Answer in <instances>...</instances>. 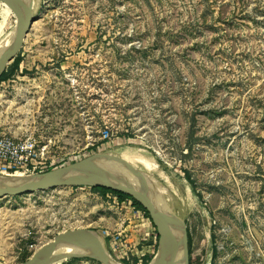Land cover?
Masks as SVG:
<instances>
[{"label": "rangeland", "instance_id": "374dc122", "mask_svg": "<svg viewBox=\"0 0 264 264\" xmlns=\"http://www.w3.org/2000/svg\"><path fill=\"white\" fill-rule=\"evenodd\" d=\"M29 4L20 71L0 81V135L46 147L45 172L112 169L95 154L144 149L157 165L142 173L152 193L163 187L188 207L178 215L188 264H264V0ZM5 9L0 1V24ZM4 23L0 55L15 36L12 11ZM136 172L125 174L138 184ZM123 200L86 186L0 197V264H25L65 230H123ZM89 254L59 264H103Z\"/></svg>", "mask_w": 264, "mask_h": 264}, {"label": "water", "instance_id": "95a60500", "mask_svg": "<svg viewBox=\"0 0 264 264\" xmlns=\"http://www.w3.org/2000/svg\"><path fill=\"white\" fill-rule=\"evenodd\" d=\"M11 8L14 13L17 25L13 42L6 51L0 55V74L12 63L15 57L23 47L25 38L27 37L34 17H31L29 3L26 0H0ZM96 158L108 161L112 169L102 167L101 164H93L90 161L85 162L88 174L78 175L75 168H60L45 173L23 175L14 180L12 178L0 176V197L23 195L34 193L56 187H105L115 191L122 192L131 196L139 202L150 214V217L157 228L159 235V249L157 254L146 264H168L174 251L180 248L183 250V264L189 263V244L188 234L184 231L186 224L178 217L173 215L165 205L158 202L152 195L147 178L138 171L134 173L140 179L138 184L132 180V177L126 175L125 172L131 171L133 168L118 164L104 156L101 153L95 154ZM107 164V165H108ZM71 170V171H70ZM118 171L123 178L112 175L107 176L99 174V171ZM126 176V177H125ZM131 177V178H130ZM127 178V180L125 179ZM183 230V233L181 230ZM70 238H77L86 241L93 254L97 256L103 264H115L111 257L108 243L104 235L94 228L78 227L65 230L58 233L54 239L36 252L25 264H48L53 258L56 248Z\"/></svg>", "mask_w": 264, "mask_h": 264}, {"label": "built area", "instance_id": "2783aa9c", "mask_svg": "<svg viewBox=\"0 0 264 264\" xmlns=\"http://www.w3.org/2000/svg\"><path fill=\"white\" fill-rule=\"evenodd\" d=\"M102 137L109 140L113 137V133L106 128L102 132ZM45 149L46 147H40L32 137L0 135V173L7 175L44 173L53 165L52 163L47 164ZM108 193L118 200V195ZM126 203L131 207L134 206L129 198H126ZM102 234L107 240L111 257L115 262L128 264L129 261L136 260L137 264H143L145 257L153 253L146 246H141L140 241H128L126 234L121 231L106 230Z\"/></svg>", "mask_w": 264, "mask_h": 264}, {"label": "bare ground", "instance_id": "6f19581e", "mask_svg": "<svg viewBox=\"0 0 264 264\" xmlns=\"http://www.w3.org/2000/svg\"><path fill=\"white\" fill-rule=\"evenodd\" d=\"M26 1L28 3H31V4L36 2V0H32V1L31 0H26ZM4 5H5L6 9H5V12H4V15H3L4 16V20L1 21V24H0V42L5 37L4 30H3V26L5 24L4 21H5L6 17H7V15L12 11L11 8H9L8 5H6L5 3H4ZM105 155L110 157L109 158L110 160H112L114 162H117L118 164H122V165H124L126 167L135 168V169H137L138 171H140L142 173L143 172L153 171V170H155V168L157 166L156 163L153 162L149 158V156L145 153V150L141 149V148H125V149H123L121 151L107 150V151H105ZM17 175L18 174L16 173V174L8 175L7 177L16 180L15 176H17ZM148 185H150V184H148ZM158 188H157L158 191L156 190V193H152V191H151L152 195L155 197V199H157L158 202H160L163 205H165L168 210H170V211L172 210L176 214L175 215L176 217H178V215H180L181 212H185V214H186V211L188 209L187 205H184V204L182 205L180 203L179 204L178 203L171 204L170 203V198L167 196L166 190L163 187H160V186ZM187 188H188L187 191L189 192V195L192 196V194H191L192 190L189 189L188 185H187ZM157 196H160L161 200L159 198H157ZM192 197H193V200H194L195 197L194 196H192ZM178 218L181 219L180 217H178ZM88 247H89V245L86 244V241H84V240L77 239V238L67 239L66 241L61 243L56 248L55 253L53 255V258L50 260V262L48 264H59V261L61 259L65 258V257H68L69 255L87 252L89 250V248H90V247L89 248ZM76 252H79V253H76ZM114 263L115 264H122V263H119V262H114ZM168 264H183V252L181 251V249H179V250L177 249L176 251H174L173 255H171V258H170V261H169Z\"/></svg>", "mask_w": 264, "mask_h": 264}, {"label": "crops", "instance_id": "0c3cea01", "mask_svg": "<svg viewBox=\"0 0 264 264\" xmlns=\"http://www.w3.org/2000/svg\"><path fill=\"white\" fill-rule=\"evenodd\" d=\"M125 200V201H124ZM122 202L126 203V199H124ZM129 214V222L124 226L122 224V227L124 228L121 230V232L125 233L127 236L128 241H140L141 246H146L149 248L150 253L145 257V260H149L153 258L154 255L157 254L159 249V235L157 232V228L152 222V220L142 211L137 209L136 207H132V210L128 212ZM149 231L150 236V242L143 243L142 239H145L143 237V234ZM145 262H143L144 264ZM128 264H137L136 260L134 262H128Z\"/></svg>", "mask_w": 264, "mask_h": 264}, {"label": "trees", "instance_id": "16d2710c", "mask_svg": "<svg viewBox=\"0 0 264 264\" xmlns=\"http://www.w3.org/2000/svg\"><path fill=\"white\" fill-rule=\"evenodd\" d=\"M22 55L19 53L15 59L12 61V63L6 68V70H4L1 74H0V81H7L9 79H11L13 76H15V74L20 71V63L22 61ZM25 71V70H23ZM98 146H95V148H97ZM94 149V148H93ZM185 178L188 180V182L191 184V186L194 187V180L191 178L190 173H188L187 171H185ZM93 190L98 191L99 193L105 195L108 192H112L116 195H118V197L123 200L126 198H129L132 200L134 207H136L139 210H142L150 219V214L148 213V211L139 203L137 202L135 199H133L131 196L126 195L122 192L119 191H115L112 189H108L105 187H91ZM199 197H201V195L199 193H197ZM152 220V219H151ZM153 222V221H152ZM190 252V251H189ZM213 253L216 254L217 253V246L214 245L213 246ZM150 260V259H149ZM149 260H146L144 264H146Z\"/></svg>", "mask_w": 264, "mask_h": 264}]
</instances>
